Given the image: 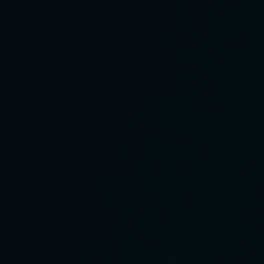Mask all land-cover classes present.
<instances>
[{"label": "water", "instance_id": "95a60500", "mask_svg": "<svg viewBox=\"0 0 264 264\" xmlns=\"http://www.w3.org/2000/svg\"><path fill=\"white\" fill-rule=\"evenodd\" d=\"M0 264H264V0H0Z\"/></svg>", "mask_w": 264, "mask_h": 264}]
</instances>
